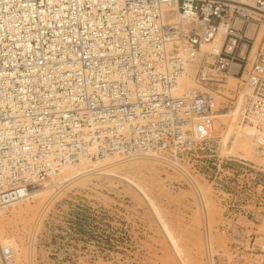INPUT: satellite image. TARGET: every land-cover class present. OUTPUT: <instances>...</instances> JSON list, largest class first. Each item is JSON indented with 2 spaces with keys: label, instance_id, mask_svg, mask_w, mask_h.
Listing matches in <instances>:
<instances>
[{
  "label": "built area",
  "instance_id": "built-area-1",
  "mask_svg": "<svg viewBox=\"0 0 264 264\" xmlns=\"http://www.w3.org/2000/svg\"><path fill=\"white\" fill-rule=\"evenodd\" d=\"M251 24L264 28V0H0V206L82 159H154L192 183L184 159L213 136V85L239 77L244 112L264 122V31L254 51ZM228 170L214 184L224 216L249 218L251 183ZM252 176L264 209V175ZM232 253L225 264H264V239ZM14 258L0 242V264Z\"/></svg>",
  "mask_w": 264,
  "mask_h": 264
},
{
  "label": "rangeland",
  "instance_id": "rangeland-1",
  "mask_svg": "<svg viewBox=\"0 0 264 264\" xmlns=\"http://www.w3.org/2000/svg\"><path fill=\"white\" fill-rule=\"evenodd\" d=\"M189 71L186 87L195 85V68ZM241 85L232 77L213 85L227 106L216 115L227 122L225 138L211 153L185 157L192 183L154 159L89 161L91 171L64 177L65 183L47 180L35 188L41 193L0 208L4 240L15 249L11 264H208L207 231L217 264H225L235 243L252 234L263 240L264 209L252 175H264L257 150L264 122L244 112ZM110 167L116 175L105 173ZM227 169L251 183L242 196L251 206L249 218L224 216L214 184Z\"/></svg>",
  "mask_w": 264,
  "mask_h": 264
},
{
  "label": "bare ground",
  "instance_id": "bare-ground-1",
  "mask_svg": "<svg viewBox=\"0 0 264 264\" xmlns=\"http://www.w3.org/2000/svg\"><path fill=\"white\" fill-rule=\"evenodd\" d=\"M261 31H264V28L263 27H261L260 29H259V31L258 30H256V27L254 26V25H250V27H249V29H248V33L250 34V35H253V34H255L256 36L254 37L255 39H256V42H255V46H254V51H255V49L257 48V46H258V44H259V42H261V40H262V35H263V33H262V35H261V37L259 38V34L261 33ZM219 34L220 35H222L223 34V30H220V32H219ZM207 45V44H206ZM208 45H210V48H211V46H212V44H208ZM204 47V46H203ZM210 48H209V50H210ZM209 50H207V51H209ZM207 51H205L204 49H203V52L200 54V56L199 57H197V59H196V62H194V63H191L188 67H187V69H186V71H185V73L183 74V76L180 78V80H179V86H178V88L175 90V93L177 94V95H180L183 91H185L186 89H188L189 87H186L187 85H189V84H187V83H189V82H187L186 84V86H185V79H186V76L188 75V71L190 70V67H193V68H195V71H196V63L197 62H199L202 58H203V56H204V53H206ZM238 69V65L237 64H233L232 65V70H237ZM190 72V71H189ZM233 79H235L236 80V82L237 81H239L240 79H239V77H237V76H234V75H232L231 76ZM188 80V79H187ZM186 80V81H187ZM191 80V79H190ZM191 83V82H190ZM196 83V82H195ZM192 84V83H191ZM216 91H218V90H212L211 92H212V95H213V99H212V107L214 108V106H216L217 104L219 105V107H217V108H215V109H213V113H214V122H213V136H212V138L209 140V141H207V142H199L198 143V154L199 155H201V156H203L204 155V153H207V152H212V151H215L213 148L217 145V146H219V144L221 145V142L223 141V139L225 138L224 137V134H223V130H222V128H223V124H226L227 122H220L219 120H218V118H217V116L216 115H218V114H221L219 111H223V109H225V108H227V106L226 105H221V104H224V102L223 101H221L219 98L220 97H222L221 95H220V93H217ZM240 95H243L241 92H240V94H239V96ZM230 113V111L228 110V113L226 112V115H228ZM219 116V115H218ZM216 122H220V128H221V133L220 134H216L215 133V127H216ZM262 122V121H261ZM220 138V140H218ZM217 143V144H216ZM216 144V145H215ZM221 148H222V146H221ZM257 150H258V156L260 157V159H261V162L263 161L262 160V154H263V151H264V138L258 143V146H257ZM104 160H107V161H109V160H113V161H116L115 160V157H107L106 159H104ZM104 160H102V161H104ZM130 161V160H129ZM88 162H89V160H87V159H82L80 162H76V163H74V164H72V165H65L64 167H63V169L59 172V173H57V174H53V175H50V176H48L47 178H46V180H45V182L47 181V180H53V179H56V180H59L60 181V183H65V182H67L68 181V179H66L65 181H61L62 180V178H68V176H72V175H78V174H82V173H85L86 171H91V168L88 170V169H86L85 167H88ZM92 162V161H91ZM113 163V162H112ZM101 165H105V164H101ZM107 165H109V164H107ZM134 165H135V163H134ZM149 165V164H148ZM91 166V165H90ZM111 166H113V165H111ZM139 166V165H138ZM142 166H143V164H142ZM151 165H149V167H150ZM158 166V165H157ZM106 167V166H105ZM116 167V166H115ZM152 167H154V166H152ZM151 167V168H152ZM102 168V167H101ZM104 168V167H103ZM107 168V167H106ZM129 168V167H128ZM144 168V167H143ZM146 168H148V167H146V165H145V169ZM85 169V170H84ZM151 170V169H150ZM150 170H149V172H150ZM155 170V169H154ZM98 171H100V170H98ZM103 171V170H102ZM158 171V170H157ZM151 172H154V171H151ZM156 172V171H155ZM105 173H109V174H115L116 175V171H115V168L114 167H110L108 170H107V172H105ZM108 175V174H107ZM118 176V175H117ZM125 177V176H124ZM126 178V177H125ZM127 180L128 181H130L131 183H133V184H135V185H137V186H139V189H144L142 186H140L138 183H136L134 180H132V179H130V178H128L127 177ZM42 192V190L40 189V190H32V192H31V195L33 194V195H37V194H39V193H41ZM146 192V191H145ZM147 193V192H146ZM24 199H26V198H24ZM21 200H23V199H20V200H18V201H21ZM18 201H15V202H13V203H11V204H5V205H1L0 206V208H2V207H4V206H8V205H13V204H15L16 202H18ZM4 235H3V229H2V227L0 226V242L1 243H6L5 242V240H4Z\"/></svg>",
  "mask_w": 264,
  "mask_h": 264
}]
</instances>
